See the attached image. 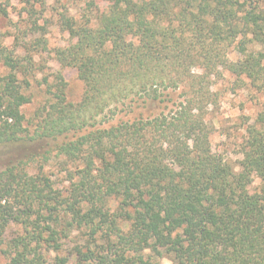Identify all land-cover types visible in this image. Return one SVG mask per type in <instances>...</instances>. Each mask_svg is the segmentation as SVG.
I'll return each instance as SVG.
<instances>
[{
    "label": "trees",
    "instance_id": "16d2710c",
    "mask_svg": "<svg viewBox=\"0 0 264 264\" xmlns=\"http://www.w3.org/2000/svg\"><path fill=\"white\" fill-rule=\"evenodd\" d=\"M21 1L32 32H44L35 7L45 0ZM107 2L81 23L59 13L75 42L56 56L77 71L83 96L69 102L62 73L48 74L30 120L22 109L37 65L0 34L8 70L0 76V145L47 144L68 183L57 188L22 161L0 171L6 264H264V111L247 130L238 168L213 150L208 119L223 71L264 88V51L247 49V41L264 46V8Z\"/></svg>",
    "mask_w": 264,
    "mask_h": 264
},
{
    "label": "rangeland",
    "instance_id": "374dc122",
    "mask_svg": "<svg viewBox=\"0 0 264 264\" xmlns=\"http://www.w3.org/2000/svg\"><path fill=\"white\" fill-rule=\"evenodd\" d=\"M248 4L253 1L264 8V0H242ZM107 0H45V6L37 5L39 24L44 32H32L31 20L26 13V5L21 0H0V34L2 43L9 49L18 46L17 53L25 56L32 54L38 71L35 78H31V87L26 94L31 97V103L26 105L22 112L30 120L35 111L45 101L46 86L41 84L45 76L61 72L67 83L66 96L71 103H78L84 92L83 83L79 80L77 71L71 67H63L62 60L56 56V49L65 48L75 42L59 22V13L68 11L70 17L79 23L86 18L95 19L98 12L106 11ZM252 36L249 34L248 39ZM44 39L45 45L33 47L35 40ZM240 41V38L239 40ZM248 50L264 51V46L247 41ZM229 58L234 60L240 56L233 46ZM241 57V56H240ZM8 70L0 64V76ZM213 91L218 95V102L212 108L208 119L214 126L212 135L213 150L224 160L237 166L241 161V145L243 144L248 128L254 124L258 115L264 111V88L260 83L251 82L245 76H237L229 71H223L221 77L213 79ZM159 110L143 111L146 115ZM46 145V146H45ZM28 143L17 145H0V171L8 165L22 161L28 165V171L37 173L42 171L48 176L57 188L67 187V174L61 159H55V154L49 157L46 152L50 149L47 144ZM33 155L34 161L30 158ZM46 156L48 159H46ZM260 181L255 180L253 188L259 187ZM15 227L9 230V236ZM78 233L75 232L74 237ZM0 264L8 262L1 252ZM161 264H170L169 259L160 260Z\"/></svg>",
    "mask_w": 264,
    "mask_h": 264
}]
</instances>
